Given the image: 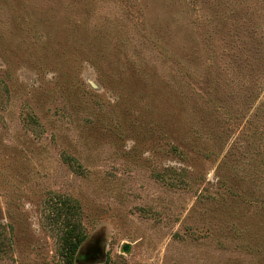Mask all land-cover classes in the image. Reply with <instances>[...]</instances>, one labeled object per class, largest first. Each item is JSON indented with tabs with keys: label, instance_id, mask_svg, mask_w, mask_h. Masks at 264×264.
I'll return each instance as SVG.
<instances>
[{
	"label": "rangeland",
	"instance_id": "obj_1",
	"mask_svg": "<svg viewBox=\"0 0 264 264\" xmlns=\"http://www.w3.org/2000/svg\"><path fill=\"white\" fill-rule=\"evenodd\" d=\"M58 196L77 264H264V0H0V264Z\"/></svg>",
	"mask_w": 264,
	"mask_h": 264
},
{
	"label": "trees",
	"instance_id": "obj_2",
	"mask_svg": "<svg viewBox=\"0 0 264 264\" xmlns=\"http://www.w3.org/2000/svg\"><path fill=\"white\" fill-rule=\"evenodd\" d=\"M65 157V161L72 167L82 169L75 159L70 156ZM58 197L50 216L51 223L59 227L58 254L63 264H77V255L88 238L83 222V211L77 200L70 197ZM106 264L110 262L107 261Z\"/></svg>",
	"mask_w": 264,
	"mask_h": 264
},
{
	"label": "water",
	"instance_id": "obj_3",
	"mask_svg": "<svg viewBox=\"0 0 264 264\" xmlns=\"http://www.w3.org/2000/svg\"><path fill=\"white\" fill-rule=\"evenodd\" d=\"M128 249V247H125V250H127Z\"/></svg>",
	"mask_w": 264,
	"mask_h": 264
}]
</instances>
